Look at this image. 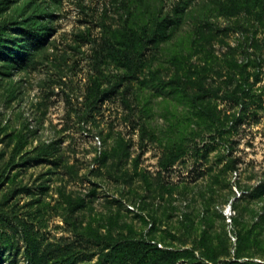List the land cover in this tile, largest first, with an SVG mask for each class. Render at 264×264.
Here are the masks:
<instances>
[{"label":"rangeland","instance_id":"374dc122","mask_svg":"<svg viewBox=\"0 0 264 264\" xmlns=\"http://www.w3.org/2000/svg\"><path fill=\"white\" fill-rule=\"evenodd\" d=\"M159 251L264 264V0H0V264Z\"/></svg>","mask_w":264,"mask_h":264},{"label":"trees","instance_id":"16d2710c","mask_svg":"<svg viewBox=\"0 0 264 264\" xmlns=\"http://www.w3.org/2000/svg\"><path fill=\"white\" fill-rule=\"evenodd\" d=\"M163 32H166V31H163ZM151 37H152L151 35H148L147 33H143L139 37L132 36L130 40L132 45H131V50L129 52L131 53L132 57H131V61L128 66L130 69L129 76H131L132 78H134L140 72L141 68L143 67L142 57L144 55L145 50L147 49L145 44L147 41L151 40ZM41 44H42L41 38L37 36L29 35L25 46H23V49L21 48L19 51L27 54L26 56L28 57L29 55H31V51L36 50ZM136 244L139 245L138 247L142 248L141 243H136ZM159 252L161 253V255L165 257L163 264H169L168 259L173 257L172 253L169 251H159ZM29 255L31 258L30 263L38 264L36 263L37 255L34 252L30 253ZM144 260L145 259L142 257V255L136 254L133 256L129 264H141Z\"/></svg>","mask_w":264,"mask_h":264},{"label":"built area","instance_id":"2783aa9c","mask_svg":"<svg viewBox=\"0 0 264 264\" xmlns=\"http://www.w3.org/2000/svg\"><path fill=\"white\" fill-rule=\"evenodd\" d=\"M100 144V142H98Z\"/></svg>","mask_w":264,"mask_h":264}]
</instances>
